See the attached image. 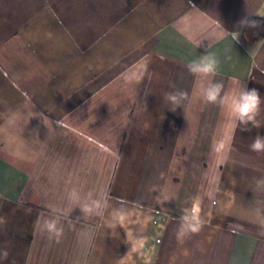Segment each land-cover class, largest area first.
Here are the masks:
<instances>
[{
    "label": "crops",
    "instance_id": "1",
    "mask_svg": "<svg viewBox=\"0 0 264 264\" xmlns=\"http://www.w3.org/2000/svg\"><path fill=\"white\" fill-rule=\"evenodd\" d=\"M255 16L264 0H0V264H264V152L249 147L264 39L241 38ZM208 53L206 80L258 90L259 128L203 102L186 65ZM72 189L101 207L83 213ZM193 214L202 230L178 242ZM52 217L59 242L40 227Z\"/></svg>",
    "mask_w": 264,
    "mask_h": 264
},
{
    "label": "clouds",
    "instance_id": "2",
    "mask_svg": "<svg viewBox=\"0 0 264 264\" xmlns=\"http://www.w3.org/2000/svg\"><path fill=\"white\" fill-rule=\"evenodd\" d=\"M220 66V61L214 53L199 56L197 59L189 61L186 65L187 71L194 76L200 77L198 82V90L205 104H219L226 113L227 120L234 126H246L251 123L252 127L259 128L260 124L256 117L260 112L262 97L258 90L249 89L242 86L239 81L235 82V86L230 92H224V84L222 81L213 82L208 77H215ZM206 81V82H205ZM188 94L185 91L177 90L165 94V99L173 105L174 111L177 107H182L187 100ZM243 130H250L244 128ZM222 144H217L214 151H218ZM253 152H264V137L257 135L253 138L249 145ZM257 186L264 185V179L256 181ZM68 199L74 206H79L85 214L91 213L94 208L101 207V203L93 200L91 203H80V194L76 189H72L68 193ZM183 221L176 231V239L178 242L191 234H198L203 227V222L195 215H184ZM43 231L47 233L48 238L59 242L63 235L64 228L60 221L55 218H47L42 222ZM3 259H7L8 253L4 251L0 254Z\"/></svg>",
    "mask_w": 264,
    "mask_h": 264
},
{
    "label": "trees",
    "instance_id": "3",
    "mask_svg": "<svg viewBox=\"0 0 264 264\" xmlns=\"http://www.w3.org/2000/svg\"><path fill=\"white\" fill-rule=\"evenodd\" d=\"M241 38L246 43H258L264 39V18L252 17L242 28Z\"/></svg>",
    "mask_w": 264,
    "mask_h": 264
}]
</instances>
